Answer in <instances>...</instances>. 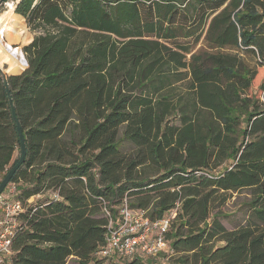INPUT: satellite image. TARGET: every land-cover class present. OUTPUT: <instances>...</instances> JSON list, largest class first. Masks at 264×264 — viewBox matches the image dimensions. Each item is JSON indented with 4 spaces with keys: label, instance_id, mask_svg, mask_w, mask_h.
Masks as SVG:
<instances>
[{
    "label": "trees",
    "instance_id": "16d2710c",
    "mask_svg": "<svg viewBox=\"0 0 264 264\" xmlns=\"http://www.w3.org/2000/svg\"><path fill=\"white\" fill-rule=\"evenodd\" d=\"M15 13L39 31L25 70L0 72L1 177L21 155L16 123L26 149L0 264H264V0H20ZM241 190L246 219L228 229L222 206ZM124 200L151 219L175 209L169 252L94 255Z\"/></svg>",
    "mask_w": 264,
    "mask_h": 264
},
{
    "label": "built area",
    "instance_id": "2783aa9c",
    "mask_svg": "<svg viewBox=\"0 0 264 264\" xmlns=\"http://www.w3.org/2000/svg\"><path fill=\"white\" fill-rule=\"evenodd\" d=\"M19 1L6 0L3 5L7 8L8 2H11L15 12ZM14 189L7 187L0 194V262L11 253L12 238L19 224L18 217L24 210L22 201L14 197ZM174 214L175 209L161 218L151 219L144 211L128 207L124 200L118 206L117 216L109 219L104 242L94 255L125 260L136 255L157 256L169 252L166 233Z\"/></svg>",
    "mask_w": 264,
    "mask_h": 264
},
{
    "label": "rangeland",
    "instance_id": "374dc122",
    "mask_svg": "<svg viewBox=\"0 0 264 264\" xmlns=\"http://www.w3.org/2000/svg\"><path fill=\"white\" fill-rule=\"evenodd\" d=\"M6 1V0H5ZM4 3V2H3ZM3 3L0 5V12L6 9V7L3 5ZM9 3V2H8ZM23 23L30 35L29 40L26 43L17 41L13 43L14 47H19L21 50L23 47L27 44H29L34 36V33H37L39 29H31V27L26 23V21L23 19ZM181 43H186L184 40L180 41ZM198 49H206L203 38L198 42L196 46H194L191 50V52H194ZM23 52V50H22ZM22 72V71H21ZM20 72V73H21ZM17 73V74H20ZM264 80V68H260L258 70V74L255 77L253 81V90H256L259 83ZM127 145L125 143H122L121 149L126 150ZM16 156V153L14 154ZM2 179L0 175V180ZM16 186V183H9L7 184L6 188L9 187L10 189H14ZM15 190V189H14ZM249 199V194L247 190H241L238 192H232L230 198L227 200V202L222 206V215L219 216L220 222L228 229H233L238 227L239 225L243 224L246 215H247V206L242 205L244 202H246ZM163 256H159L158 260H163ZM166 260V259H165ZM108 261V260H107ZM106 263L108 264L109 261ZM66 264H77V259L75 257H69L67 259Z\"/></svg>",
    "mask_w": 264,
    "mask_h": 264
},
{
    "label": "bare ground",
    "instance_id": "6f19581e",
    "mask_svg": "<svg viewBox=\"0 0 264 264\" xmlns=\"http://www.w3.org/2000/svg\"><path fill=\"white\" fill-rule=\"evenodd\" d=\"M29 38L22 17L14 12V4L9 2L8 7L0 12V68L3 72L17 74L25 68L20 48L14 47L13 43H26Z\"/></svg>",
    "mask_w": 264,
    "mask_h": 264
},
{
    "label": "water",
    "instance_id": "95a60500",
    "mask_svg": "<svg viewBox=\"0 0 264 264\" xmlns=\"http://www.w3.org/2000/svg\"><path fill=\"white\" fill-rule=\"evenodd\" d=\"M3 2H4L3 0H0V5ZM8 48L10 49L11 46H8ZM20 51H21V58H22V60H23V62L25 64V68H26L27 67V61H26L25 56H24V54H23L21 49H20ZM25 68L23 70H25ZM4 69H6V67ZM0 72L2 73L4 78H6L9 75H16V74H7V73L3 72V70L1 68H0ZM5 84H6V82H5ZM7 95H8V98H9L10 105H12L8 89H7ZM12 115H13L14 119L16 120L15 113H14L13 109H12ZM16 127H17V133H18L19 142H20L21 155H20V158L18 159V161L5 173V175L0 180V194L6 188V186H7L8 182L10 181L13 173L22 164V162L24 161V157H25L26 149H25L24 136H23V134H22V132L20 130V127H19L18 123H16Z\"/></svg>",
    "mask_w": 264,
    "mask_h": 264
},
{
    "label": "crops",
    "instance_id": "0c3cea01",
    "mask_svg": "<svg viewBox=\"0 0 264 264\" xmlns=\"http://www.w3.org/2000/svg\"><path fill=\"white\" fill-rule=\"evenodd\" d=\"M32 199H35V198H34V197H32V198H31V200H32Z\"/></svg>",
    "mask_w": 264,
    "mask_h": 264
}]
</instances>
